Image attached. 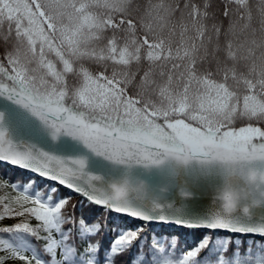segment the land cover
I'll return each mask as SVG.
<instances>
[{
	"label": "snow or ice",
	"instance_id": "obj_1",
	"mask_svg": "<svg viewBox=\"0 0 264 264\" xmlns=\"http://www.w3.org/2000/svg\"><path fill=\"white\" fill-rule=\"evenodd\" d=\"M247 2L235 0L241 8H246ZM133 4L134 0H0V23L6 19L11 28L14 22L16 36L20 38L15 51L6 57L11 73L0 64V97L26 109L43 124L54 141L60 136L71 138L96 156L116 164L148 167L171 158L181 163L199 161L207 170L216 166L223 181L214 201L217 210L205 218L186 219L165 212L163 206L155 202L150 207L134 206L127 197L129 186L126 182L114 184L111 195H101L91 188V182L99 177L88 175L85 157L49 154L32 146L21 149L8 139L4 127L5 113L2 111L0 161L34 170L97 205L144 222L160 221L187 228L264 235V223H244L234 215L242 201L251 200L256 204L264 200V131L252 126L241 127L238 131H222L236 116L264 119V35L257 39L253 31L252 38H242L240 33L247 29V24L240 33L234 28L222 31L216 25L209 33L204 23L208 16L207 3L202 11L192 0H185L183 7L178 0L175 4L171 0H148L144 15L138 19L132 14ZM261 4L264 5V0ZM97 8L104 11H95ZM261 14L264 15V7ZM185 21L190 22L191 27ZM109 31L111 37L104 47L88 49L89 41L100 42ZM138 32L142 36L138 37ZM121 33L126 34L123 44L120 43ZM23 38L27 39L26 47ZM46 48L48 52L55 53L63 64V72L73 71L66 54L70 58L87 56L100 62L112 61L116 65L128 66L133 61L139 64L142 50L146 49L144 59L149 61L150 67L140 77V87L145 92L158 88L160 95L169 102L168 107H157L145 98L134 100L127 97L126 86L135 79V72L113 71L109 76L106 71L93 75L82 70L83 81L69 96L63 85V73L57 71L50 60H45ZM221 52L225 54L223 57ZM37 60L39 67H46V75H50L54 82L49 83L44 75H34L38 68H30L29 65ZM177 60L181 63L173 62L171 65L175 71H168L167 62ZM213 63L215 70L211 67ZM152 65L161 69L159 73L153 71ZM221 71L224 83L213 79ZM177 73L178 79L174 81ZM229 74L237 85L242 82L246 86L247 94L243 95V108L240 110V95L227 85ZM118 76L123 79H118ZM165 76L166 83L163 82ZM6 81H11V84ZM181 86L183 92L179 91ZM257 89L258 92L254 91ZM66 99H71L70 105H66ZM137 104L141 106L136 107ZM196 105L200 116L190 115V110ZM121 107H124L125 115L120 114ZM161 115L165 119L171 115H188L190 119L198 120L203 130L191 127L183 119H176L167 124L171 132H166L154 119H150V116ZM52 201L51 195L43 199L38 193H29L24 188L16 199L23 210L14 214H28L40 223L36 227L16 223L12 227H0V232H24L41 238L39 232L42 229L47 234L42 237L46 241V251L54 254L62 248L64 260L71 261L73 250L65 243L71 229L62 228L70 219L61 212L67 200ZM28 202L32 207H24ZM3 212L13 214V209L5 205ZM242 212L247 214L248 207L243 206ZM98 227L86 225L83 219L80 221L82 235L92 234ZM142 227L122 233L114 245H131L140 236ZM54 233L59 234L58 239L53 238ZM228 239H223L220 247ZM208 243V237H205L198 250L188 251L178 264H187L188 259L197 257ZM0 245L26 264H33V261L34 264H42L37 255L26 256L5 240H0ZM87 250H94L91 244ZM112 251L117 250L114 248ZM88 264H91L90 260ZM163 264L174 262L166 260ZM217 264L227 262L221 256Z\"/></svg>",
	"mask_w": 264,
	"mask_h": 264
},
{
	"label": "trees",
	"instance_id": "obj_2",
	"mask_svg": "<svg viewBox=\"0 0 264 264\" xmlns=\"http://www.w3.org/2000/svg\"><path fill=\"white\" fill-rule=\"evenodd\" d=\"M148 0H134L133 4V16L137 19L144 15V7L147 6ZM155 2V0H154ZM177 0H171V3L175 4ZM181 7L185 3V0H178ZM196 3L201 10H205L204 5L207 3L206 9L208 16L204 23L208 28L209 33L212 32L213 25L222 28V31H228L230 28H234L237 33H240V29L244 28L247 24V29L243 33H240L242 38L247 36L252 38L253 31L255 37L259 39L264 35V15L261 14V8L264 5L261 4V0H248L246 8H241L235 3V0H192ZM139 7V11H137ZM97 11H104L102 8L95 9ZM228 15H225V13ZM250 13V19L248 18ZM119 19V16H117ZM188 26L191 27L190 22ZM46 27V26H45ZM179 31V29L177 30ZM126 34L121 33L120 43L123 44ZM137 36H142V33H137ZM111 37V31L105 33V38L100 41H89L88 49L96 48L99 50L107 43V39ZM178 38V37H177ZM16 36V29L14 23L11 28L8 21L5 19L0 23V59H5L9 52H13L16 49L18 43ZM24 46H27V39L23 38ZM59 43V41H57ZM221 43H223V36L221 37ZM50 58L54 59L57 63V67H63V64L55 56V53L48 52ZM225 54L220 53L223 57ZM146 56V49L142 50V59L137 64L133 61L128 66L116 65L112 61L100 62L94 57L89 58L87 56L72 57L70 58L66 54V58L70 59L72 64V72H64V86L68 93L75 92L83 81L82 70H87L93 75H99L102 72H107L110 76L113 71L115 72H135L136 77L131 83L126 86L127 97L138 100L141 98L149 99L151 103L157 107H168L169 102L160 95L159 89L154 91L145 92L140 87V77L143 76L144 71H148L150 67L149 61L144 59ZM181 63L177 61L167 62V70H172V63ZM231 63V62H229ZM30 68H38V60L33 61ZM207 67V65H205ZM215 70L216 65H211ZM45 68H40V75H44ZM139 69V71H137ZM153 71L159 73L160 68L152 65ZM38 72V71H37ZM37 72L34 74L36 75ZM178 73L174 76V81L178 79ZM45 76V75H44ZM118 79H123L122 76H118ZM155 78V77H154ZM218 83H224V73L221 71L218 75L213 77ZM167 76L163 78V82L166 83ZM227 85L230 90L236 91L240 95V103L238 110L243 108V95L247 94L246 86L241 82L236 84L229 74ZM195 87V85H193ZM180 92H183V87L179 88ZM258 92L257 90H254ZM259 98V95H258ZM141 105L137 104L136 107ZM151 111V110H149ZM190 115L200 116L201 113L198 109V105L194 106L190 110ZM181 117L190 122H198L196 119H190L188 115L170 116ZM258 127L264 131V119L249 118L247 116H236L232 123L228 125V128L232 130H239L241 127ZM13 187L16 194L20 196L24 188L28 189L29 193L39 194L41 198L47 199L49 195L53 197V203L66 199L67 203L61 210L62 214L68 218L63 229H71L69 240L65 242L67 246L73 250V258L71 261H65L62 248L58 249L54 254L46 251V241L42 237L47 234L41 229L39 236H33L28 233H3L0 232V240H5L6 243H10L17 250L23 252L24 255L31 257L33 254L37 255L42 260V264H152L153 258H160L163 260H171L174 264H178L179 260H182L190 250H198L199 245L208 237V245L198 252L197 257H190L187 264H217L218 259L222 256L227 264H247V261H253L255 264L256 254L263 256L261 261H257V264H264V240L254 237H239V236H226V235H214L212 232L202 233L197 230L179 229L176 233H172L170 229L162 225H149L147 223L131 220L116 215L106 209L98 207L87 200L79 196H70L59 187H55L40 181L38 178L31 177L27 173L16 171L7 172L4 168L0 167V227H12L16 223H28L32 227H36L40 222L35 217L25 214L24 216H16L14 213L17 210L22 211L21 205L17 206L11 203L9 198L4 197L6 188ZM52 189L56 191L53 192ZM7 205L13 209V214H4V206ZM84 220L86 225L94 226L99 225L94 229L92 234L82 235L80 232V221ZM138 226H143L140 232V236L132 242L131 245H114V241L122 234L129 230H136ZM53 238H59V234L54 233ZM228 239L227 243L223 244V239ZM91 244L93 251L89 252L88 246ZM116 249L113 252L112 249ZM0 264H26L25 261L20 260L17 256L13 255L10 250L6 249L3 245H0ZM34 264V261H33Z\"/></svg>",
	"mask_w": 264,
	"mask_h": 264
},
{
	"label": "water",
	"instance_id": "obj_3",
	"mask_svg": "<svg viewBox=\"0 0 264 264\" xmlns=\"http://www.w3.org/2000/svg\"><path fill=\"white\" fill-rule=\"evenodd\" d=\"M10 73V72H9ZM11 84V81H6ZM66 105L71 104V99H66ZM0 111L5 113L4 127L7 130L8 139L21 149L25 146H32L40 151L59 156H83L87 159L86 172L91 176H98V180L91 182V188L101 195H111L112 186L124 184L129 186L127 197L129 202L138 207H150L153 202L163 206L165 212L184 217L186 219L205 218L210 212L217 210L214 201L218 190L222 187V177L217 173L216 166L210 170L205 169L199 161L181 163L168 158L160 165L145 167L144 165L116 164L96 156L87 150L82 144L71 138L60 136L55 141L51 138L48 130L33 117L26 109L15 105L5 97H0ZM156 123L160 124L166 132L169 122L176 119H183L191 127H198L203 130L199 122H190L184 118H168L151 116ZM228 129V128H227ZM227 129H222L227 130ZM0 167L7 172H24L40 181L66 190L70 196H79L87 200L82 194L60 185L58 181L48 179L45 175L38 174L34 170L13 165L7 161H0ZM86 186V185H85ZM88 202L106 209L116 215H121L129 221L136 218L128 217L124 213H116L112 210L97 205L89 200ZM248 207V213L242 212V207ZM242 222L248 224L264 223V200L253 204L251 200L242 201L234 213ZM144 222V221H141ZM149 225H162L176 233L179 229L197 230L202 233L212 232L214 235L254 237L264 240V235L231 233L228 230H211L206 228H187L175 223L160 221L144 222Z\"/></svg>",
	"mask_w": 264,
	"mask_h": 264
},
{
	"label": "rangeland",
	"instance_id": "obj_4",
	"mask_svg": "<svg viewBox=\"0 0 264 264\" xmlns=\"http://www.w3.org/2000/svg\"><path fill=\"white\" fill-rule=\"evenodd\" d=\"M94 10H95V9H94ZM95 11H97V10H95ZM13 23H14V22H13ZM24 23L26 24L27 22L25 21ZM14 25H15V23H14ZM36 49H37V52H39V40H37V43H36ZM45 51H46V54H47V53H48L47 48L45 49ZM45 60H46V61H49V60H50L53 64H55V66H56V70L59 71V72H62V73L64 74V72H63V67L61 66V68H58V67H57V63H56V61H55L54 59H52V58H50L48 55H46V56H45ZM0 64H3L4 67H5V69H6L8 72L11 73V66L8 64V61H7L6 58H5V59H0ZM40 68L44 69V67H39V64H38V72H37V74H36L35 76H40ZM46 73H47V69L45 68V73H44L45 76H44V78H45L47 81H49V83L54 82V81H53V78H52L50 75H46ZM63 76H64V75H63ZM63 78H64V77H63ZM37 83H39L38 80H37ZM63 84H64V79H63ZM73 93H74V92L69 93V96H71ZM77 100H78V97H77ZM135 106H136V105H135ZM120 114H121V115H125V109H124V107H121V109H120ZM113 115H115V113H113ZM172 116H175V115H172ZM175 118H179V117H175ZM150 119H151V116H150ZM189 121H190V120H189ZM227 130H232V129L228 128ZM237 131H238V130H237ZM5 185H8V187H5V188H6V191H5V194H4L5 200H6V198H9L10 201H11V203L14 204V206H15V205L19 206L20 204L16 203V199H17V197H18L19 195L15 193V191H14V189H13L12 186H10L9 184H5ZM21 203H23V202H21ZM24 207H32V205H31L30 202H28V203H25V204H24ZM261 258H262L261 256H256V260H257V261H261ZM162 264H163V263H162ZM247 264H254V262H253V261H247Z\"/></svg>",
	"mask_w": 264,
	"mask_h": 264
}]
</instances>
